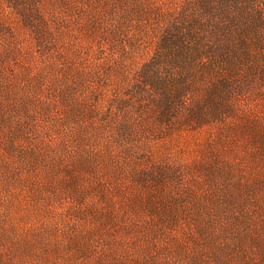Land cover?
Returning a JSON list of instances; mask_svg holds the SVG:
<instances>
[{"label": "rangeland", "instance_id": "rangeland-1", "mask_svg": "<svg viewBox=\"0 0 264 264\" xmlns=\"http://www.w3.org/2000/svg\"><path fill=\"white\" fill-rule=\"evenodd\" d=\"M208 1L0 0V264H264V19L159 60Z\"/></svg>", "mask_w": 264, "mask_h": 264}, {"label": "trees", "instance_id": "trees-1", "mask_svg": "<svg viewBox=\"0 0 264 264\" xmlns=\"http://www.w3.org/2000/svg\"><path fill=\"white\" fill-rule=\"evenodd\" d=\"M252 1L256 0H217L216 8L208 7L211 17L207 22L190 20L189 17L188 27L181 34L172 33L165 40L159 60L167 59L170 65L184 66L195 60L214 58L228 65L238 57L248 32L257 28L258 23L264 19L262 11L253 8ZM204 2L207 4L210 1ZM159 60L154 63V67L161 66ZM151 66H147L148 71L144 74L146 82L156 86L154 76L148 73ZM222 87L215 90L222 92Z\"/></svg>", "mask_w": 264, "mask_h": 264}]
</instances>
